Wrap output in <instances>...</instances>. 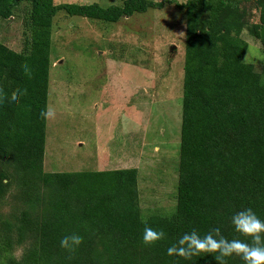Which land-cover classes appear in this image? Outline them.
I'll list each match as a JSON object with an SVG mask.
<instances>
[{"label": "trees", "instance_id": "1", "mask_svg": "<svg viewBox=\"0 0 264 264\" xmlns=\"http://www.w3.org/2000/svg\"><path fill=\"white\" fill-rule=\"evenodd\" d=\"M168 2L187 13L177 203L169 214L144 218L137 168L44 170L47 120L40 113L48 107L58 11L116 22ZM244 3L259 9V21L235 18ZM20 5L30 37L20 52L0 41V87L6 93L26 88L28 94L19 104L0 106V195L16 187L26 209L0 230V264H216L215 254L185 260L169 256L167 248L186 232L203 235L212 227L227 239L251 242L235 231L231 218L252 208L264 221V58L260 72L245 60L248 42L241 37L247 27L264 54V0H123L106 7L0 0V20L14 17ZM25 62L31 79L21 68ZM146 226L163 230L166 239L145 245ZM73 233L84 242L70 253L60 240ZM29 237L22 256L13 255L14 246ZM227 264L244 261L233 256Z\"/></svg>", "mask_w": 264, "mask_h": 264}, {"label": "rangeland", "instance_id": "2", "mask_svg": "<svg viewBox=\"0 0 264 264\" xmlns=\"http://www.w3.org/2000/svg\"><path fill=\"white\" fill-rule=\"evenodd\" d=\"M122 1L55 0L98 2L105 7ZM237 6L235 18L247 24L259 21V9H251L248 3ZM26 15L25 5H20L14 17L0 20V41L17 52L30 34ZM186 15L185 8L169 2L163 8H150L116 22L58 11L48 97V108L54 109L56 116L47 120L45 171L134 167L139 173L142 216L175 210ZM241 37L248 42L245 60L261 72L264 54L260 40L247 27ZM18 197L14 186L1 193L0 230L26 209ZM30 240L15 245L13 255L21 257Z\"/></svg>", "mask_w": 264, "mask_h": 264}, {"label": "clouds", "instance_id": "3", "mask_svg": "<svg viewBox=\"0 0 264 264\" xmlns=\"http://www.w3.org/2000/svg\"><path fill=\"white\" fill-rule=\"evenodd\" d=\"M21 68L29 79L32 78V69L25 62ZM26 88H15L10 93L0 87V106L10 101L19 104L21 98L26 96ZM40 116L45 119H54L55 110L46 107L41 111ZM231 223L234 229L241 236L250 238L251 242L239 238L227 239L221 235L220 227H212L205 234L201 235L196 229L184 233L167 248L169 256H176L185 260H191L194 256L204 254H215L213 257L216 264H227L228 258L240 257L244 264H264V221H262L252 208H245L236 212ZM166 239L163 230H156L146 226L143 232V243L145 245H155L157 242ZM83 237L73 233L61 238L60 246L68 252L75 250L83 244Z\"/></svg>", "mask_w": 264, "mask_h": 264}, {"label": "water", "instance_id": "4", "mask_svg": "<svg viewBox=\"0 0 264 264\" xmlns=\"http://www.w3.org/2000/svg\"><path fill=\"white\" fill-rule=\"evenodd\" d=\"M174 48H175V46L173 45L172 48H171V50H173Z\"/></svg>", "mask_w": 264, "mask_h": 264}]
</instances>
